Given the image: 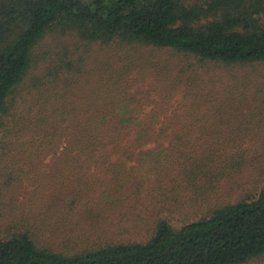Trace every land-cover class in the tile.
Returning <instances> with one entry per match:
<instances>
[{"label": "trees", "instance_id": "1", "mask_svg": "<svg viewBox=\"0 0 264 264\" xmlns=\"http://www.w3.org/2000/svg\"><path fill=\"white\" fill-rule=\"evenodd\" d=\"M263 17L264 0H0V264H249L264 258V185L240 198L219 192L229 179L235 190L236 176L249 167L246 128L254 116L238 113L249 94L233 68L264 65ZM52 36L62 37L54 39L61 48L40 53ZM112 44L125 48L127 59L144 47L163 52L142 55L140 65L163 80L165 100L145 113L125 91L92 105L70 102L87 70L83 47ZM125 78L124 70L109 79L118 85ZM255 85L264 93V83ZM176 93L191 98L192 108L170 144L134 151L165 134L156 125ZM236 117L240 125L230 123ZM14 153L31 158V165L49 153L57 161L34 190L37 205L5 214L3 202L17 178ZM136 153L132 169H144L142 177H152L157 190L172 182L189 197V214L181 221L154 219L144 240L107 239L97 246L82 240L79 250L55 249L62 237L48 214L71 210L93 191H99L96 205L113 204L117 186L99 187L112 178L127 190L132 176L125 157L133 161ZM93 168L100 177L90 182ZM74 169L84 171L81 186L66 185Z\"/></svg>", "mask_w": 264, "mask_h": 264}, {"label": "rangeland", "instance_id": "2", "mask_svg": "<svg viewBox=\"0 0 264 264\" xmlns=\"http://www.w3.org/2000/svg\"><path fill=\"white\" fill-rule=\"evenodd\" d=\"M55 38L62 37L52 36L47 38L46 42L41 43L39 52L50 53L59 50L61 46L54 41ZM63 41L65 44H70L67 39H63ZM70 46L71 48L73 47L71 44ZM83 49L86 50V56H83L88 59L87 70L80 78L81 89H77L79 91H77V95L73 94L70 96V102L92 105L103 102L104 98L101 97L105 94L125 91L129 96H134L139 100V104L143 107V112L145 113L154 105L165 100V96L168 95V90H165L163 80L157 73L151 67H142L140 65L142 55L146 54L147 57L152 54L162 56L163 52L147 51V47H144L139 49L138 53L133 54L142 53L134 60L132 56L127 59L125 48L118 49L114 44L107 46L86 45ZM98 60L104 65L107 74L101 69V64L96 62ZM124 70L125 80L118 85H112L109 78ZM233 70L242 81L247 83L244 87L240 86L241 91L249 94L248 102H245L238 113L241 114L242 118L244 116L248 118L250 115L254 117H252V125L250 127L248 125L246 128L248 140L245 145L252 146V151L249 153V167H244L241 173L236 176L237 188L235 190L231 188L232 185H228L230 179L221 184L219 188L221 196L227 199H233L238 196L239 198L246 197L264 185V93L258 92V87L255 85L258 82L264 83V65H247L233 68ZM205 87L206 89L208 88V86ZM202 93L204 94L205 90L202 89ZM176 94L171 96L172 98L169 97L167 99V109L160 115L156 125L157 132L166 130L165 134L159 135L160 132H158L159 141H155L153 138L152 141L147 142L141 148L133 149L134 151H147L160 145V143L164 144V146L170 144V138L174 137L172 136V131L177 129L178 125L183 122L186 111L192 108L191 98L183 97L180 93ZM108 96L110 97V94ZM241 117L232 119L230 123L239 120L240 125L242 122ZM169 123L172 125L168 126ZM23 140L25 139H21V142ZM57 151L58 153L60 152L59 149ZM14 154L15 163H13L14 167L11 171L17 175V178L14 179L15 182L11 181L12 192L10 193V199H6L3 202L5 214L9 212L19 213L25 211L26 207L37 205L36 197L33 196V194L35 195L34 190L45 175L54 171V164L56 165L57 161V157L53 153H49L46 158H40L43 161L41 165L37 161L31 165V158L24 157L23 154ZM115 157L113 155L111 159H115ZM138 158L139 153L135 154L133 161L125 157L127 159L125 173H130L132 176V179L125 183H131L127 190L121 189L119 184L117 185L120 182L112 181V178H105L103 180L105 184L99 187V190H102L108 183L117 186V190H114L113 204L109 203L110 205L108 206L103 204H100V206H98L99 204L96 205L94 199L99 194V191L98 193L93 191L94 193L91 192L93 197L88 196L86 199H82L71 210L61 206L63 208H54L48 214L50 228H53L62 237L59 242H55L59 246L54 247L55 249L76 251L84 248L80 247L83 244L80 242L82 240H86L84 243H88L90 246H97L100 243H104V240L107 239L111 241L144 240L148 236L150 226L155 222L154 219L169 218L172 221H181L186 214H189L188 210L190 209H188L189 205L187 204L189 197L186 194H184L186 196H183L180 192L174 190L172 182L157 190V188H154V179L152 177H142L144 173L146 174L144 169L143 171L142 169H135V171L132 169L133 166H138ZM83 173L84 171L74 169L72 177L66 178V185L78 186V179L82 177ZM87 177L92 179L90 182H95L96 179H99L100 172L93 168L88 170ZM141 181H143V185L138 190L139 188L136 186H139ZM49 184L52 187L56 183L51 179ZM12 193L13 195H11ZM8 205H10V208H8ZM13 205L15 208H12ZM91 208H93V212L89 213L87 210ZM50 233L47 232V235H50ZM65 240L70 241V243H60ZM74 241L79 243V247ZM249 264H264V258Z\"/></svg>", "mask_w": 264, "mask_h": 264}]
</instances>
